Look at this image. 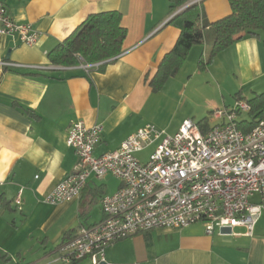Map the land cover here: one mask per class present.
<instances>
[{
	"label": "crops",
	"instance_id": "crops-1",
	"mask_svg": "<svg viewBox=\"0 0 264 264\" xmlns=\"http://www.w3.org/2000/svg\"><path fill=\"white\" fill-rule=\"evenodd\" d=\"M3 1L16 23H30L41 35L34 45L22 43L17 35L1 41L0 60L23 65L0 66L1 264H65L60 244L82 226L103 218L105 194L97 199L103 190L101 179L90 178L80 198L71 202L46 201L78 162L75 150L67 145L73 122L103 124L102 141L95 149L101 155L120 148L128 135L159 116L179 115L176 121L170 117L162 124L169 134L176 133L187 118L211 123L216 109L230 106L228 97L236 88L235 94L246 97L249 90L258 93L264 86L263 35L237 41L204 70L199 69V60L207 58L210 46L194 45L180 71L162 89L153 90L149 80L180 34L178 27L168 23L178 11L170 12V0ZM192 1L199 5L206 25L231 13L229 0ZM111 10L122 13L128 30L123 52L115 60L103 67L102 62L90 67L85 62L51 63L49 52L89 14ZM20 192L22 202L17 205ZM258 224L253 235L243 227L208 234L200 222L153 229L108 246L106 260L113 264H264V222Z\"/></svg>",
	"mask_w": 264,
	"mask_h": 264
},
{
	"label": "built area",
	"instance_id": "built-area-1",
	"mask_svg": "<svg viewBox=\"0 0 264 264\" xmlns=\"http://www.w3.org/2000/svg\"><path fill=\"white\" fill-rule=\"evenodd\" d=\"M7 35L34 45L41 34L30 23H16L0 0V47ZM0 66L23 65L0 60ZM251 109L247 98L236 99L233 106L216 109L211 123L187 118L174 134L148 123L128 135L120 148L101 155L95 149L102 141L103 124L73 122L67 145L75 150L78 162L46 201L58 204L80 198L92 177L112 175L121 185L102 197L104 216L99 222L82 226L60 244L65 264H113L105 251L120 240L198 222L208 234L243 227L253 235L264 214V118L244 129L252 119L240 117ZM153 145L142 161L137 153ZM15 202L21 204V192Z\"/></svg>",
	"mask_w": 264,
	"mask_h": 264
},
{
	"label": "trees",
	"instance_id": "trees-1",
	"mask_svg": "<svg viewBox=\"0 0 264 264\" xmlns=\"http://www.w3.org/2000/svg\"><path fill=\"white\" fill-rule=\"evenodd\" d=\"M191 1L170 0V12L175 13ZM229 1L231 13L207 25L201 22L198 4H192L171 17L168 23L178 27L180 34L174 47L160 61L157 72L149 80L153 90L162 89L168 79L180 71L194 45L208 43L210 46L207 58L201 57L199 60V69L204 70L221 51L237 41L245 37L261 38L264 35V0ZM127 33L120 11L91 13L49 52V59L54 65L76 66L84 62H102L103 67L123 52ZM235 97L243 98L240 92ZM247 99L252 108V121L244 129L253 127L258 119L264 118V93H256Z\"/></svg>",
	"mask_w": 264,
	"mask_h": 264
},
{
	"label": "rangeland",
	"instance_id": "rangeland-1",
	"mask_svg": "<svg viewBox=\"0 0 264 264\" xmlns=\"http://www.w3.org/2000/svg\"><path fill=\"white\" fill-rule=\"evenodd\" d=\"M239 88H236V90H234V92L231 94V95H229V97H228V103H229V105L230 106H233L234 104H235V92L238 90ZM207 90L209 91L210 89L209 88H207ZM212 91V90H211ZM260 93H264V86H262V88H260V90L258 91V93L257 94H260ZM256 93L255 92H252V91H248L247 92V95L248 96H250V97H252L253 95H255ZM248 96H246V97H243V98H247ZM170 117H171V114H169L168 116H159V118H157V119H155V120H151V122H150V124H153L154 126H156L157 128H159V129H163V128H165L166 129V131H168L167 130V128L164 126V125H162L164 122H165V120L166 121H169V119H170ZM179 117V115H173L172 117H171V122L172 121H176V119ZM196 117H198V115L196 116ZM243 118H247V119H251V116H250V114H243L241 117H240V119H243ZM146 124H148V121L145 123V125ZM173 125V124H172ZM169 131H170V127H169ZM154 145L153 146H151V147H147L145 150H143L142 152H139V153H137V156L140 158V159H142V161H146L147 159H148V156H149V153L154 149ZM107 179L106 180H104V179H101L102 181H103V183H102V181L101 180H98L99 182V184L100 183H102V184H104L103 185V190H100L99 192H98V195H97V199L98 200H100L101 199V197L104 195V194H107V193H113L114 191H116L117 189H118V187H119V185H120V181L117 179V178H115L114 176H112V175H109L108 177H106ZM63 203H65V202H63ZM94 210H96L97 212H98V210H99V205L97 204L96 206H95V208H94ZM263 222H264V216L262 217V218H260V220H259V224H258V226L260 227L261 225H263ZM4 261L0 258V264L1 263H3Z\"/></svg>",
	"mask_w": 264,
	"mask_h": 264
},
{
	"label": "water",
	"instance_id": "water-1",
	"mask_svg": "<svg viewBox=\"0 0 264 264\" xmlns=\"http://www.w3.org/2000/svg\"><path fill=\"white\" fill-rule=\"evenodd\" d=\"M194 3H195V1H191V2H189L188 4H186L185 6H183L182 8H180V9L176 12V14L179 13L180 11L184 10V9L187 8L188 6L194 4Z\"/></svg>",
	"mask_w": 264,
	"mask_h": 264
}]
</instances>
